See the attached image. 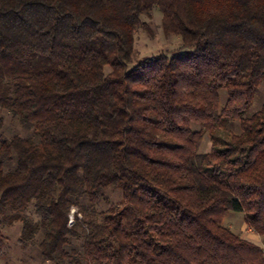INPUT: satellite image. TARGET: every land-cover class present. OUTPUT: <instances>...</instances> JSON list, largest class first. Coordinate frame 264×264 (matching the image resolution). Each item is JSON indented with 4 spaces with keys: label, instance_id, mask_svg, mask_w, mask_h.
<instances>
[{
    "label": "trees",
    "instance_id": "obj_1",
    "mask_svg": "<svg viewBox=\"0 0 264 264\" xmlns=\"http://www.w3.org/2000/svg\"><path fill=\"white\" fill-rule=\"evenodd\" d=\"M155 9L191 54L135 59ZM262 82L264 0H0V109L26 133H0V253L19 223L50 264H264Z\"/></svg>",
    "mask_w": 264,
    "mask_h": 264
},
{
    "label": "rangeland",
    "instance_id": "obj_2",
    "mask_svg": "<svg viewBox=\"0 0 264 264\" xmlns=\"http://www.w3.org/2000/svg\"><path fill=\"white\" fill-rule=\"evenodd\" d=\"M145 22L150 26L152 35L146 32H139L135 37V54L136 60L142 59L146 56L164 52L168 57L189 55L193 49L183 47L179 37L170 36L165 37L161 28V14L155 9L151 12L149 17L145 18ZM220 108L223 107L228 99V94L225 90L219 92ZM264 104V82H262L255 92L253 103L249 108L246 117L251 116L259 111ZM0 133L4 132L6 135H12L14 132L20 135H26L19 123L14 120L10 114L0 109ZM199 129V128H197ZM229 129L233 133H239V123L232 122ZM211 149L210 138L207 133L204 135L203 142L200 146L199 153H207ZM107 198L109 203L102 202L99 206L100 210H106L110 203H118L121 200V194L118 191L108 193ZM74 211L70 215L71 222L74 221ZM225 226L230 227L235 233L241 235L242 238L248 239L263 247V239L254 233L244 223L243 214L228 212L223 220ZM2 233L6 238V244L0 253V264H50L44 261L38 251L34 248L23 249L18 241L21 234V224H15L11 227L2 229Z\"/></svg>",
    "mask_w": 264,
    "mask_h": 264
}]
</instances>
